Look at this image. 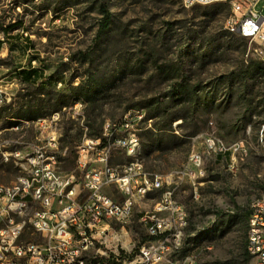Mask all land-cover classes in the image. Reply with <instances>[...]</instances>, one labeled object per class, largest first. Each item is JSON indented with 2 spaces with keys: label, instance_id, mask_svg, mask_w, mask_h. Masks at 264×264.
I'll list each match as a JSON object with an SVG mask.
<instances>
[{
  "label": "rangeland",
  "instance_id": "rangeland-1",
  "mask_svg": "<svg viewBox=\"0 0 264 264\" xmlns=\"http://www.w3.org/2000/svg\"><path fill=\"white\" fill-rule=\"evenodd\" d=\"M68 1L71 6L65 7ZM102 3L109 7L113 23L85 57L97 34ZM230 15L231 6L221 2L186 7L183 0H0V30L5 33L0 80L3 85L19 81L12 112L8 105L0 112V185L13 183L24 171L12 156L5 158L6 151L15 150L12 143L19 141L24 152L22 142L34 139L36 130V123L7 130L16 125L10 120L25 124V119L38 121L52 111L42 108L38 115V108L24 105L44 97L38 92L67 94L69 102L61 110L80 103L79 111L86 115L94 103H103L96 111L101 113L98 124L143 110L152 122L141 125L136 158L148 171L173 181L175 197L189 215L182 248L169 252L160 264H180L188 257L197 264H251L247 229L235 223V213L238 208L247 211L264 195V62L256 41L227 30ZM31 68L42 74L32 83L24 82L21 74ZM179 82L183 85L177 90ZM94 98L96 102L90 101ZM71 115L72 110L63 111V134L68 127L74 134L88 121ZM175 115L185 119L171 120ZM209 132L230 150L208 153L214 152L203 143ZM79 140L75 138L71 147ZM196 149L204 157L205 172L196 179L194 194L192 181L178 179V174ZM61 152L67 158L61 169H74L73 155ZM129 159L124 151L113 149L110 163ZM105 191L121 199L115 187ZM162 192L155 190L141 201L123 231L122 223H112L132 253L150 244L140 216L153 208Z\"/></svg>",
  "mask_w": 264,
  "mask_h": 264
},
{
  "label": "built area",
  "instance_id": "built-area-1",
  "mask_svg": "<svg viewBox=\"0 0 264 264\" xmlns=\"http://www.w3.org/2000/svg\"><path fill=\"white\" fill-rule=\"evenodd\" d=\"M186 1L193 7L214 0ZM228 1L235 6L228 26L236 29V35L256 41L258 57L264 62V0ZM260 2L263 3L259 10L256 7ZM4 36L5 33L0 35L2 41ZM18 82L0 85L1 109L16 97L14 86ZM79 107L81 104L75 103L67 108L72 110L73 119L85 121L87 115ZM65 110L45 116L43 121L27 120L15 125L22 128L36 123L34 139L22 142L24 152L18 147L20 142L12 143L15 150L6 151L4 156H12L16 163L31 170L34 180H38V189L29 190L23 177L16 179L23 180V187L0 189V264H90L93 260L97 264H160L169 253V245H176L179 251L183 220H189L187 209L175 197L177 188L168 189L170 180L142 169L136 158L141 129L135 128V117L144 116V111L132 110L119 121H104L100 136L88 135V127L82 123L83 136L75 146V168L65 170L60 166L64 161L60 154H66L68 148L62 150L63 132L59 128ZM146 122L151 125L152 119L145 117ZM46 132H56V139L45 142ZM203 143L206 150L207 144H214V152H208L211 154L230 150L213 132L203 135ZM113 149L124 151L130 159L111 164ZM204 172V157L196 149L178 179L188 177L196 194V179ZM107 187H115L121 199L107 193ZM151 188L168 192V199L160 203L158 211L140 216L150 244L145 243L132 253L112 223H122L123 231V224L140 205V197L148 198ZM250 215L254 216V229H249L254 241L246 250L251 264H264V200L251 207ZM11 221H20V229L10 230ZM180 264L197 263L188 257Z\"/></svg>",
  "mask_w": 264,
  "mask_h": 264
},
{
  "label": "trees",
  "instance_id": "trees-1",
  "mask_svg": "<svg viewBox=\"0 0 264 264\" xmlns=\"http://www.w3.org/2000/svg\"><path fill=\"white\" fill-rule=\"evenodd\" d=\"M52 6V5H51ZM65 7L71 6L70 5V1L66 2L64 4ZM50 10L57 12L59 9L56 7H49ZM100 14H101V18L98 24V29H97V34L93 39V44H91L83 53L85 54V57H88L87 55L89 54V52L93 49L94 44H96V42L110 29L112 23H113V17H112V13L109 9V7L107 6V4L102 3L100 5ZM2 45V42H0V47ZM34 61V60H33ZM42 74V71L40 69H35V68H31L28 71H23V73L21 74L22 80L24 82H30L32 83V81H34L35 79H37L40 75ZM40 78V77H39ZM183 84L181 82L176 83L174 86L176 87V89H181ZM41 89L44 90V88L41 87ZM40 96H44L43 98L41 97H36L33 98L31 101L24 103L25 106L29 107V108H38V115H40V112L42 110V108H50L52 112L54 111H58L61 110L63 107L66 106V104L69 102L70 96L67 94H63V93H56V92H51V91H42V92H38ZM38 95V96H39ZM181 101L185 100V97H179ZM189 100V99H188ZM90 101L96 102L97 99H90ZM76 102V101H74ZM72 102V103H74ZM83 102V101H82ZM11 104L8 105V112H12L13 108L12 106H10ZM103 106L102 104H98L96 105L95 103L93 104L91 110L89 111V108L86 109V113H87V123H86V127H88V135L91 136H100L101 132H102V128H103V121L100 122L99 124L98 119L101 118V113H96V111L99 109H102L101 107ZM7 107L4 106L2 109H0V112H2L4 110V108ZM62 107V108H61ZM50 113V114H51ZM21 114L23 115V113L21 112ZM48 114V115H50ZM47 116V115H45ZM45 116H41V117H45ZM8 118H13V117H7ZM39 118V117H38ZM37 119V118H36ZM178 119H185L184 116L182 115H175L171 118V120L176 121ZM20 120L22 119H16L14 121L10 120L9 124H17L20 122ZM25 120H35V119H25ZM97 124V126L95 125ZM9 125V126H10ZM74 128L72 127H68L64 134H62V138H61V142H63L62 144V149H65L66 147L67 152L71 155H73V162H74V156H75V152H76V145H74L73 147H71V145H73L72 143L74 142L75 138H79V142L82 139L83 136V126L82 129H78V131H76L73 134ZM229 156V153L227 152V154H224V158L227 159V157ZM67 158H64V160H66ZM239 211L235 213V223L239 224L242 226V228L247 229V233H248V223H249V217L251 214V208L248 209L247 211H241L240 208H238ZM217 216L220 218L222 215L221 214H217ZM247 242V240H246ZM247 252V250H246ZM90 264H96V261H91ZM101 264H105L104 261L101 262Z\"/></svg>",
  "mask_w": 264,
  "mask_h": 264
},
{
  "label": "bare ground",
  "instance_id": "bare-ground-1",
  "mask_svg": "<svg viewBox=\"0 0 264 264\" xmlns=\"http://www.w3.org/2000/svg\"><path fill=\"white\" fill-rule=\"evenodd\" d=\"M220 2L229 4L228 0H214L213 2L196 3V5H210V4H214V3H220ZM183 3L186 7H190V4H188L186 0H183ZM229 5L231 6L232 15H235L234 4H229ZM226 28L230 33L236 34V29H234L231 26H228V22L226 24ZM3 33H4V30H0V35H3ZM0 42H3L1 37H0ZM1 82H2V80H0V85H3ZM138 111H143V110H138ZM55 113H59V112H55ZM55 113L53 115H55ZM145 117H146V112H144V116L135 117V128L141 129V125L145 121ZM38 121H43V119H39ZM25 127L27 128L28 126H25ZM25 127L15 128V125H14V126H11L7 130L20 131ZM54 139H56V132H46L45 142H53ZM139 146H140V141H138V148H139ZM207 149H209V151L210 150L214 151V144H207ZM221 152H226V151H221ZM219 154H221V153H219ZM193 155H195V152H193L191 154L190 159L192 158ZM139 165H141L142 169H146L145 166L143 165V163L140 161H139ZM19 177L24 178L25 184H26V186H28L29 190H37L38 189V180H34V174L32 173L31 170H26L24 168L23 173ZM12 187H23V180H15L13 183L8 184V185L7 184L6 185H3V184L0 185V189H7V188H12ZM172 187H173V181L170 180V181H168V189H174ZM155 190H162V189L161 188H151V192H153ZM145 198L146 197H140V202L143 201ZM167 199H168V192H164V190H163V192L160 196V199L155 202L153 208L150 211H146V212L158 211V206L160 205V203H164L165 201H167ZM260 200H264V195H262L260 198H257L252 203L251 207H255V206L260 205ZM188 226H189V220H183V230L181 232V241H184L185 232H186ZM19 229H20V221H11L10 230H19ZM249 229H254V216H251V215L249 217V223H248L247 246H251V241H254V233H249ZM182 245H181V248H182ZM169 252H176V245H169Z\"/></svg>",
  "mask_w": 264,
  "mask_h": 264
}]
</instances>
